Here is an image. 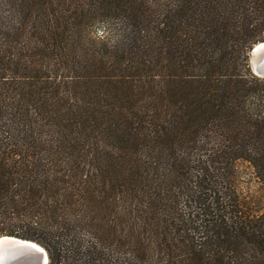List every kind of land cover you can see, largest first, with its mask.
<instances>
[{"label": "trees", "instance_id": "obj_1", "mask_svg": "<svg viewBox=\"0 0 264 264\" xmlns=\"http://www.w3.org/2000/svg\"><path fill=\"white\" fill-rule=\"evenodd\" d=\"M102 27V33L98 30ZM264 0H0V236L48 264H264Z\"/></svg>", "mask_w": 264, "mask_h": 264}, {"label": "water", "instance_id": "obj_2", "mask_svg": "<svg viewBox=\"0 0 264 264\" xmlns=\"http://www.w3.org/2000/svg\"><path fill=\"white\" fill-rule=\"evenodd\" d=\"M264 41L255 43L249 50L251 71L264 77V49L257 50ZM0 260L7 264H48L49 257L43 246L29 239L11 235L0 236Z\"/></svg>", "mask_w": 264, "mask_h": 264}, {"label": "rangeland", "instance_id": "obj_3", "mask_svg": "<svg viewBox=\"0 0 264 264\" xmlns=\"http://www.w3.org/2000/svg\"><path fill=\"white\" fill-rule=\"evenodd\" d=\"M102 27L98 33H102ZM235 187L242 206L250 212H256L264 206V182L257 176L252 164L239 159L234 164Z\"/></svg>", "mask_w": 264, "mask_h": 264}, {"label": "bare ground", "instance_id": "obj_4", "mask_svg": "<svg viewBox=\"0 0 264 264\" xmlns=\"http://www.w3.org/2000/svg\"><path fill=\"white\" fill-rule=\"evenodd\" d=\"M261 49H264V45L262 44V45H259L258 47H257V50L258 51H260ZM0 264H7L5 261H2V260H0Z\"/></svg>", "mask_w": 264, "mask_h": 264}]
</instances>
